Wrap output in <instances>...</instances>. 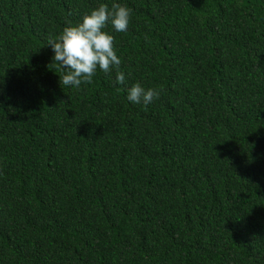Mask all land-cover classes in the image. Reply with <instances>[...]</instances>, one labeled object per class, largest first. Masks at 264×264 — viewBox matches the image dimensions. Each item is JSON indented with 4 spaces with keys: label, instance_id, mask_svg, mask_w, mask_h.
<instances>
[{
    "label": "trees",
    "instance_id": "obj_1",
    "mask_svg": "<svg viewBox=\"0 0 264 264\" xmlns=\"http://www.w3.org/2000/svg\"><path fill=\"white\" fill-rule=\"evenodd\" d=\"M114 2L125 83L61 86ZM0 264H264V0H0Z\"/></svg>",
    "mask_w": 264,
    "mask_h": 264
},
{
    "label": "clouds",
    "instance_id": "obj_2",
    "mask_svg": "<svg viewBox=\"0 0 264 264\" xmlns=\"http://www.w3.org/2000/svg\"><path fill=\"white\" fill-rule=\"evenodd\" d=\"M131 9L120 3H101L85 13L82 21L69 23L58 36H49L56 62L63 69L60 76L61 86L79 88L81 84L92 83L97 70L111 75L116 71V82L123 85L126 77L120 70L121 58L117 55L115 37L106 30L109 23L116 32L128 30ZM50 66V65H49ZM160 96V90L145 89L140 83L128 90V100L132 103L148 105Z\"/></svg>",
    "mask_w": 264,
    "mask_h": 264
}]
</instances>
